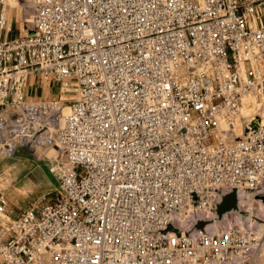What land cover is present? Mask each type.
Listing matches in <instances>:
<instances>
[{"label":"built area","instance_id":"obj_1","mask_svg":"<svg viewBox=\"0 0 264 264\" xmlns=\"http://www.w3.org/2000/svg\"><path fill=\"white\" fill-rule=\"evenodd\" d=\"M28 2L13 36L0 0V157L46 158L58 189L0 194V264H256L251 225L210 222L264 187V0Z\"/></svg>","mask_w":264,"mask_h":264},{"label":"rangeland","instance_id":"obj_2","mask_svg":"<svg viewBox=\"0 0 264 264\" xmlns=\"http://www.w3.org/2000/svg\"><path fill=\"white\" fill-rule=\"evenodd\" d=\"M9 5L14 15L17 14L16 10L18 9L20 16H24L26 22L23 25L28 26L27 22L30 21V15L33 11L28 0H20L19 4ZM20 29V22H14L12 35L17 34ZM30 82L31 85L27 89L28 97L36 98V95L41 93L38 89L40 83H33L32 78ZM50 84L55 96L52 95L53 98L63 99L62 96L69 100L73 98L74 87L68 88L61 95L58 90L59 83L51 81ZM45 97L49 98L51 94ZM65 104H69V102L65 101ZM246 114L248 112L243 113L242 111L243 116L252 115ZM57 189L58 180L50 172L46 158L37 159L25 148H18L11 156L0 157V194L5 197L7 210L11 214H16L26 207L40 206L44 202L51 201L55 197ZM242 197H238L235 192L225 195L216 209V214L219 217L218 221L214 223L211 221L210 223L216 226L222 225L224 222L223 217H226L244 225L249 224L254 231L260 232L262 236L261 243H263L264 226L261 228L259 224L264 223V187L256 191L246 192ZM203 224L204 222L200 223V225ZM260 248L256 254V264H264V246L261 254Z\"/></svg>","mask_w":264,"mask_h":264},{"label":"bare ground","instance_id":"obj_3","mask_svg":"<svg viewBox=\"0 0 264 264\" xmlns=\"http://www.w3.org/2000/svg\"><path fill=\"white\" fill-rule=\"evenodd\" d=\"M6 1H7L8 4H11V5H13L14 3H18L19 4V2L17 0H6ZM24 23H26V22L24 21V16H23V22H22V27H21L22 32H26L25 26L23 25ZM62 97L65 98V96H62ZM255 105H256V102H255V100H254L253 97H251V96L246 97L244 99V104H243V107L241 109V115H242V111H243V113H245V111L248 112V114H246V115H249V114H252L253 115L254 114ZM64 111L65 112H68L69 111V105H65ZM235 130H236V133L238 135L239 134H242V126H241L240 120H237L236 125H235ZM259 226L261 228H263L264 223H260ZM257 234L260 237H262L259 231L257 232ZM263 246H264V242L261 245L260 254H261V251L263 249Z\"/></svg>","mask_w":264,"mask_h":264},{"label":"crops","instance_id":"obj_4","mask_svg":"<svg viewBox=\"0 0 264 264\" xmlns=\"http://www.w3.org/2000/svg\"><path fill=\"white\" fill-rule=\"evenodd\" d=\"M16 11H17V14H16L17 16L12 13L11 7L7 11V18H8L9 24L12 27V32L14 31L13 30L14 22L17 23L19 21L21 27H22V22H23V17L20 16V12L18 11V9ZM12 32H11V35H12ZM19 33H20V31L15 35H18ZM15 35H13V36H15ZM38 89H40L41 93L37 94L36 97H45V96H48L49 94H51V97H52V95L54 96L51 84L48 81H42L40 83ZM46 98H48V97H46Z\"/></svg>","mask_w":264,"mask_h":264}]
</instances>
